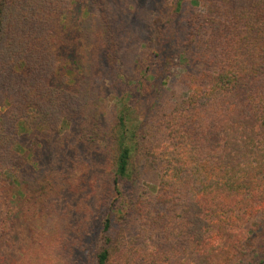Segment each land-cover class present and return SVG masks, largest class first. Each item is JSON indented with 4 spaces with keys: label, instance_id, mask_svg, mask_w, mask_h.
<instances>
[{
    "label": "trees",
    "instance_id": "obj_1",
    "mask_svg": "<svg viewBox=\"0 0 264 264\" xmlns=\"http://www.w3.org/2000/svg\"><path fill=\"white\" fill-rule=\"evenodd\" d=\"M75 1L0 0V205L14 188L42 183L25 174L28 162L40 165V141L70 133L90 150H114V175L97 195L101 206L110 202L90 264H128L129 250L134 264H264V0H189L187 31L173 39L185 56L196 49L199 70L186 69L183 98L158 105L155 142L136 129L123 95L109 135L89 83L54 85L68 77L66 53L82 69L87 56L95 68L101 50L117 62L107 17L68 26ZM163 20H155L156 60L144 77L159 72ZM138 178L152 190L136 195ZM10 221L0 217V237ZM139 239L143 252L131 244Z\"/></svg>",
    "mask_w": 264,
    "mask_h": 264
},
{
    "label": "rangeland",
    "instance_id": "obj_2",
    "mask_svg": "<svg viewBox=\"0 0 264 264\" xmlns=\"http://www.w3.org/2000/svg\"><path fill=\"white\" fill-rule=\"evenodd\" d=\"M101 2L76 0L67 23L77 28L80 20L89 17V14L107 17L111 26L109 46L113 44L115 48L116 64L111 65L107 51L101 50L99 64L94 68L89 63L91 57L87 56L88 65L82 69V65L78 68L74 62L75 55L66 53L64 56L70 60L68 77L64 84L56 80L54 85L74 90L81 77L85 86L89 83L91 105L100 108L99 125L109 135L116 128L117 112L124 103L120 96L123 95L132 108L134 120H131L138 126L136 129L140 127L146 142H153V139L155 142L154 118L158 105L183 98L187 93L186 69L189 68L192 73L199 70L192 59L196 49L190 48L186 53L188 56H185V49L176 48L173 39L174 32L184 38L187 31L189 0ZM160 16L164 19L161 30L166 41L156 50L162 53V63L157 69L159 72L144 77L143 68L156 60L152 52L159 34L155 32V20ZM68 31L71 36L77 33L74 29ZM152 75L157 78L154 80ZM93 122L90 119L89 125ZM40 143L34 156V159L40 160V165L36 163L32 167L34 163L28 162L31 165L25 169V174L27 179H39L42 183L14 188L8 193L5 203L0 205V217L11 216L9 231L0 237V264H90L93 242L110 202L108 199L101 206L100 196L97 195L107 193L105 184L114 175L110 161L113 160L114 150L112 147L102 151L101 148L99 151L90 150L70 133L61 143L57 138ZM55 148H59L60 153ZM52 160L56 169L50 167ZM144 162L140 157L136 168ZM66 170H72L71 179L68 176L64 178ZM79 171L85 174L77 175ZM141 181L139 178L134 181L136 195H144L145 188L152 190L147 181ZM131 244H137V250L141 247L144 251L142 239ZM127 260L128 264L135 263L133 251H128Z\"/></svg>",
    "mask_w": 264,
    "mask_h": 264
}]
</instances>
